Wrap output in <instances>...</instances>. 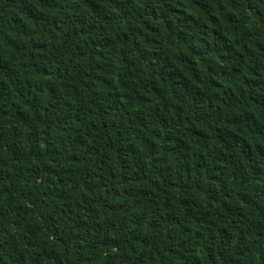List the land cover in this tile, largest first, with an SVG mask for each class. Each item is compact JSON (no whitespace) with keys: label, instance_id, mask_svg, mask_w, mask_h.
I'll use <instances>...</instances> for the list:
<instances>
[{"label":"trees","instance_id":"obj_1","mask_svg":"<svg viewBox=\"0 0 264 264\" xmlns=\"http://www.w3.org/2000/svg\"><path fill=\"white\" fill-rule=\"evenodd\" d=\"M0 264H264V0H0Z\"/></svg>","mask_w":264,"mask_h":264}]
</instances>
